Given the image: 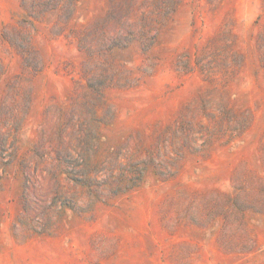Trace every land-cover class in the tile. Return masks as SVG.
Here are the masks:
<instances>
[{"label": "rangeland", "instance_id": "rangeland-1", "mask_svg": "<svg viewBox=\"0 0 264 264\" xmlns=\"http://www.w3.org/2000/svg\"><path fill=\"white\" fill-rule=\"evenodd\" d=\"M4 108L0 264H264V0H0Z\"/></svg>", "mask_w": 264, "mask_h": 264}, {"label": "trees", "instance_id": "trees-1", "mask_svg": "<svg viewBox=\"0 0 264 264\" xmlns=\"http://www.w3.org/2000/svg\"><path fill=\"white\" fill-rule=\"evenodd\" d=\"M9 35L6 32L3 33V35H2L3 40L7 41V43L14 44V45H16V47L19 48L21 54L24 55L23 56V58H24L23 66H24L25 69L29 68L30 64H33V62H35L36 56H35V53H32V52H30L28 50L29 49L28 48V46H29L28 37H25V36H14L16 38H11L10 39ZM13 84H14L15 92H16L15 96H14V99H15L14 102H15L16 107L15 108L11 107V114H15L16 111H17V115H18V111L20 113V110H18V108L22 104H23L24 108L26 107V104L28 102L27 99H29L30 93H29L27 87L24 85V80L22 79V77H18V80L16 82H14ZM4 110H5V108L4 109H0V123H1V116L3 115ZM20 124L21 123L16 118L15 121H14V128L12 127L14 132L19 130ZM11 136H13V134L9 135V137H11ZM57 139H59V133H58V131L56 129L51 130L49 133H47L45 131V133H43V136L41 137V139H40V141L38 143V146H35V148L32 149L31 153H33L34 157L36 155H39L42 152V150L45 148V146H46V144L48 142H52L53 140H57ZM6 146H7V141H6L5 133L3 131H0V158H4L7 155V150H9L12 147V143L9 145L8 148ZM11 153L12 152L9 153V158L11 156ZM57 155L59 156L60 153L57 152ZM33 160L34 159H29V160L24 159L22 161V167L25 168V169L28 168V165L29 166L32 165ZM41 163H45V165L52 164V167H55L56 169L61 167V165L58 164L57 162L48 163V162H44V161H36V164H35V169L36 170H38L39 165ZM70 165H72V164L67 165V167L70 166ZM25 174H26V176H29V173H25ZM30 181H31V178L28 179V182H30ZM56 182H57V180H56Z\"/></svg>", "mask_w": 264, "mask_h": 264}]
</instances>
